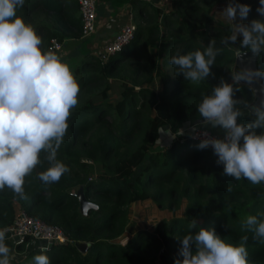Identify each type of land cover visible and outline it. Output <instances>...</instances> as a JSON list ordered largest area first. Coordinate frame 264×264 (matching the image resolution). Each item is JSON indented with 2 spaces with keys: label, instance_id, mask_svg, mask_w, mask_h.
Masks as SVG:
<instances>
[{
  "label": "trees",
  "instance_id": "trees-1",
  "mask_svg": "<svg viewBox=\"0 0 264 264\" xmlns=\"http://www.w3.org/2000/svg\"><path fill=\"white\" fill-rule=\"evenodd\" d=\"M205 1L180 0L175 8L163 10L132 0L139 21H135L127 49L105 60L85 53L82 66L70 65L80 85L79 103L72 109L68 132L57 153L69 171L57 183L44 185L38 173L50 165L42 152L41 163L25 178L28 199H19L7 188L0 190V227L13 220L17 205L63 230L68 238L65 242H53L43 249L50 264H154L158 259L161 264H174L180 238L193 231L189 223L194 218L197 230L215 228L227 242L239 245L247 236L248 264H264V243L254 239L253 232L241 229L240 215L243 210L264 219V183L253 185L223 175V165L216 163L212 149L199 150L200 138L189 133L175 138L170 146L153 147L161 126L177 131L187 120H202L197 111L202 97L221 79L232 83V72L240 70L235 55L242 37L237 45L222 44L231 25L214 17L212 6L203 5ZM239 1L252 8L244 23L264 19L256 12L259 0ZM17 12L42 37L46 51H50L52 38L63 43L68 37H81L75 0H25ZM213 40L222 52L211 68L213 75L205 81L193 84L183 75L172 80L163 68L178 51L203 50ZM256 64L264 70V53L256 56ZM111 78H117L122 87L116 102L105 100ZM155 78L160 81L159 90L151 85ZM238 87L235 97L250 103L253 89L243 82ZM95 90L100 92L99 100L92 97ZM251 119L246 112L240 122ZM80 185L85 196L98 205L87 214L80 212L75 193ZM182 197L186 202L181 214L161 218L155 230L138 229L126 243H120L119 235L128 227L130 203L150 198L160 208L175 211ZM77 241L85 243V251ZM37 254L41 249H31L11 264H35Z\"/></svg>",
  "mask_w": 264,
  "mask_h": 264
},
{
  "label": "clouds",
  "instance_id": "clouds-1",
  "mask_svg": "<svg viewBox=\"0 0 264 264\" xmlns=\"http://www.w3.org/2000/svg\"><path fill=\"white\" fill-rule=\"evenodd\" d=\"M24 5L25 0H0V190L10 189L22 200L28 199L25 178L41 163L42 152L50 165L38 173L44 185L57 183L69 171L57 153L80 93L70 65L60 54L44 50L42 37L18 15ZM251 11L249 4L229 0L218 13L231 25L230 35L221 43L234 45L242 37L239 49H249L257 56L264 53V19L244 23ZM256 12L264 18V0H259ZM221 52L213 40L203 50L178 51L169 63L176 69L174 75L199 84L213 75L211 68ZM231 79L232 83L221 79L197 105L205 130L196 147L212 149L216 163L223 165V175L259 185L264 183V99L250 104L235 93L241 82L251 85L254 80H264V70L246 68L232 72ZM246 112L252 119L240 122ZM208 126L222 129L223 137L210 135ZM182 134L181 129L173 136ZM197 225V219H192L189 228L193 231L180 238L174 264H248L247 236L236 245L221 238L215 228L197 230ZM241 229L253 232V238L264 243V219L247 215L241 220ZM9 238L7 229H0V264H11L14 258L6 243ZM43 249L33 257L35 264H50Z\"/></svg>",
  "mask_w": 264,
  "mask_h": 264
},
{
  "label": "crops",
  "instance_id": "crops-1",
  "mask_svg": "<svg viewBox=\"0 0 264 264\" xmlns=\"http://www.w3.org/2000/svg\"><path fill=\"white\" fill-rule=\"evenodd\" d=\"M143 1L149 2L155 6H159L163 10H169L175 8L179 4L178 1L180 0H143ZM95 2H96L97 28L94 31V33L91 34L89 37H85V38L68 37L63 41L61 48L56 50H50L52 52L60 54L62 56V59L71 66L73 65V63L75 64L77 62L79 63L85 53L100 56V54H102L106 50L107 43L112 40V38L120 30L123 24H125L128 21H133L134 23L139 21L134 17L133 9H132V0H95ZM236 2L242 3L239 0H236ZM228 3L229 0H220V1L206 0L203 5L204 6L211 5L214 17L226 21L220 18L218 13ZM77 13L79 14L78 5H77ZM38 19H36V21H38ZM51 28L54 29V26H51ZM237 43L238 42H236L235 45H237ZM127 45L128 44H126L121 50L125 51L127 49ZM189 123L193 124L192 122H190V120H187L183 123V126H181L183 130V134H186V131L189 130H191L192 132V129L195 127V124L199 125V121L197 120L194 121L195 123L194 125H189ZM181 128L179 130H181ZM19 209L20 207L15 205V211ZM3 227L4 226L0 227V229H2ZM6 242H8L7 243L8 246L12 249V255L14 257L13 259L15 260H20L21 258H23L31 249H42L44 246L48 245L46 240L35 237L27 239V242L24 245H21L19 243H16L15 241H10V240H6ZM76 244L83 251H85V243L83 241H77Z\"/></svg>",
  "mask_w": 264,
  "mask_h": 264
},
{
  "label": "built area",
  "instance_id": "built-area-1",
  "mask_svg": "<svg viewBox=\"0 0 264 264\" xmlns=\"http://www.w3.org/2000/svg\"><path fill=\"white\" fill-rule=\"evenodd\" d=\"M78 5L80 20H81V37H88L94 33L97 28L96 20V2L95 0H75ZM135 30V23L128 21L122 25L120 30L115 34L111 41L106 45V50L100 54L102 59H106L109 54L121 49L125 44L129 43L133 38ZM62 47V42L55 38L51 39L49 49L56 50ZM195 129V130H194ZM205 128L195 124L192 129L191 135L195 138H201L200 132ZM210 135L217 136L215 133L206 129ZM2 229H7V235L10 237L7 240L15 241L16 243H23L29 238H40L46 240L48 247L53 242H65L68 238L63 233V230L54 224L47 223L46 221L34 217L26 213L23 209L16 211L13 220L5 225ZM128 238L120 243H126ZM158 264V263H157Z\"/></svg>",
  "mask_w": 264,
  "mask_h": 264
},
{
  "label": "rangeland",
  "instance_id": "rangeland-1",
  "mask_svg": "<svg viewBox=\"0 0 264 264\" xmlns=\"http://www.w3.org/2000/svg\"><path fill=\"white\" fill-rule=\"evenodd\" d=\"M83 40H85V39H83ZM75 60H76V58H75ZM76 64L79 65L80 62L79 63L77 62ZM73 65H75V63H73ZM80 65L82 66V63ZM162 66L164 69L167 70L168 73H170L172 80H173V78L175 77L174 66L171 65L170 63L163 64ZM211 71L213 73V69H211ZM108 83L110 84V89H109L107 95L105 96V100L116 102V100H118L120 98V91H121L122 87L119 84V81L117 78L109 79ZM151 85H152L153 89L159 90L160 81L157 78H155ZM96 90H98V89H96ZM96 90L93 92L92 97L96 96L95 99L99 100L100 97L98 95L100 94V92H98ZM261 99H264V88H263V90H261V89H258L256 91L253 90V96H252L250 104H258ZM194 121H196V120H190V122H192L193 124L189 123V125H194L195 124ZM201 121L202 120H199V126L205 128V126L201 123ZM181 126H183V124ZM179 129H177V131ZM207 129H209L211 132L215 133L217 135V137H221V138L223 137V130L222 129H219V128L213 129L210 126H208ZM177 131H173V129H171V127H169L167 125L161 126V128L159 130V136L156 139L155 144L153 146L154 149L164 147V146L165 147L170 146L175 138H178L181 136V135L173 136ZM188 132H191V130L186 131V133H188ZM185 202H186L185 197H182V205L180 208L176 209L175 211L160 208L157 205V203L150 198L144 199V200H137V201L130 203L129 213H128L129 219L127 221V226L129 228L127 227V230L123 231V233L121 235H119V240L124 242L127 238L129 239V237L131 235H133V233L136 230L141 229V228H146L148 230H155L156 223L161 218H164V219L170 218V217H172V215L174 213L175 214H178V213L181 214V212L184 209ZM240 215L242 218H244L249 214L246 211L240 210ZM157 263L161 264V261L158 259L155 261L154 264H157Z\"/></svg>",
  "mask_w": 264,
  "mask_h": 264
},
{
  "label": "water",
  "instance_id": "water-1",
  "mask_svg": "<svg viewBox=\"0 0 264 264\" xmlns=\"http://www.w3.org/2000/svg\"><path fill=\"white\" fill-rule=\"evenodd\" d=\"M235 63L240 68V70L246 68L258 69L256 64V56H253L249 49L238 50L235 56ZM249 86H251L255 91L258 89L263 90L264 80H254ZM75 193L78 197V205L81 213L87 214L89 209L96 208L98 206L95 202L89 200L85 196L82 185L77 188Z\"/></svg>",
  "mask_w": 264,
  "mask_h": 264
}]
</instances>
